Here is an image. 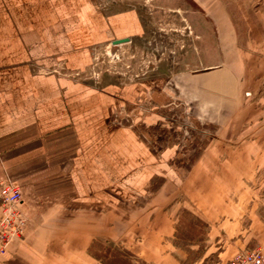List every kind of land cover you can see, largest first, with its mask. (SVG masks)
I'll return each mask as SVG.
<instances>
[{
    "label": "crops",
    "instance_id": "obj_1",
    "mask_svg": "<svg viewBox=\"0 0 264 264\" xmlns=\"http://www.w3.org/2000/svg\"><path fill=\"white\" fill-rule=\"evenodd\" d=\"M106 9L96 0H0V182L21 187L30 220L0 264H44L61 246H91L111 234L92 220L114 218L117 206L128 213L118 218L143 221L142 242L158 246L174 234L175 197L209 170L216 134L155 101L176 91L167 79L95 85L68 73L88 67L94 46L141 30L136 15ZM231 74L239 78L240 68ZM188 84L186 95L194 91ZM217 96L221 109L210 111L219 128L229 99ZM188 201L209 226L222 218L206 199ZM81 223L91 224L90 234Z\"/></svg>",
    "mask_w": 264,
    "mask_h": 264
},
{
    "label": "rangeland",
    "instance_id": "obj_2",
    "mask_svg": "<svg viewBox=\"0 0 264 264\" xmlns=\"http://www.w3.org/2000/svg\"><path fill=\"white\" fill-rule=\"evenodd\" d=\"M96 2L113 15H136L141 30L120 36L129 37L128 42L114 45L113 40L119 39L115 38L94 46L88 67L68 73L95 85L167 79L176 91L155 101L160 106H178L176 112L189 120L195 117L209 123V135L216 136L205 157L208 172L193 177L197 185L175 197L172 236L149 246L136 233L143 221L120 219L117 214L128 213L112 207L114 218L92 220L97 225L105 222L111 234L97 236L91 246H61L44 264H105L107 260L119 264L109 247L136 264H240V258L241 264H264V0ZM234 68H240L239 78L231 74ZM190 82L193 95H186L181 88ZM216 94L229 99L224 100L220 114L224 124L219 128L213 112L221 109ZM20 192L23 198L21 187ZM188 193L198 201L206 199L210 211L222 218L209 228L201 225L190 215L195 213ZM80 225L90 234L91 224ZM89 234L86 239L92 237ZM10 264L22 262L16 259Z\"/></svg>",
    "mask_w": 264,
    "mask_h": 264
},
{
    "label": "built area",
    "instance_id": "obj_3",
    "mask_svg": "<svg viewBox=\"0 0 264 264\" xmlns=\"http://www.w3.org/2000/svg\"><path fill=\"white\" fill-rule=\"evenodd\" d=\"M23 198L20 187L11 180L0 182V252H6L16 239H22L29 218L22 210ZM240 264L244 259H239Z\"/></svg>",
    "mask_w": 264,
    "mask_h": 264
},
{
    "label": "trees",
    "instance_id": "obj_4",
    "mask_svg": "<svg viewBox=\"0 0 264 264\" xmlns=\"http://www.w3.org/2000/svg\"><path fill=\"white\" fill-rule=\"evenodd\" d=\"M185 213L190 214L189 212H187V210H185ZM190 215L193 217V219L197 220V222H199L201 225H203L204 227L209 228V225L206 222L202 221L201 218H199L198 216H196L194 214H190ZM177 232L179 233V226H177ZM176 236H177V233H176ZM175 244L177 245L176 247L180 246V245L178 246L177 243H175ZM107 251L109 252L110 255L114 254L118 258L119 264H136L135 262L127 259L121 253H119L117 251H114L111 247H109ZM103 263H105V264H114V263H112L111 261H108V260L103 262Z\"/></svg>",
    "mask_w": 264,
    "mask_h": 264
},
{
    "label": "water",
    "instance_id": "obj_5",
    "mask_svg": "<svg viewBox=\"0 0 264 264\" xmlns=\"http://www.w3.org/2000/svg\"><path fill=\"white\" fill-rule=\"evenodd\" d=\"M130 40L129 37H125V38H119V39H115L113 40V44L114 45H117V44H121V43H125V42H128Z\"/></svg>",
    "mask_w": 264,
    "mask_h": 264
}]
</instances>
